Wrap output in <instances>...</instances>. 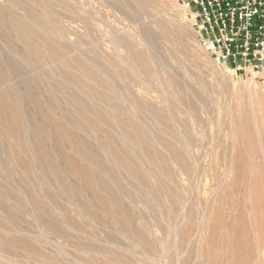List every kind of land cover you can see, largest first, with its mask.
<instances>
[{"label": "rangeland", "instance_id": "rangeland-1", "mask_svg": "<svg viewBox=\"0 0 264 264\" xmlns=\"http://www.w3.org/2000/svg\"><path fill=\"white\" fill-rule=\"evenodd\" d=\"M140 1L0 0V264H232L241 212L264 249L237 206L264 127L254 157L232 131L264 74L218 65L181 0Z\"/></svg>", "mask_w": 264, "mask_h": 264}, {"label": "built area", "instance_id": "built-area-1", "mask_svg": "<svg viewBox=\"0 0 264 264\" xmlns=\"http://www.w3.org/2000/svg\"><path fill=\"white\" fill-rule=\"evenodd\" d=\"M181 2L218 65L246 77L264 74V0Z\"/></svg>", "mask_w": 264, "mask_h": 264}, {"label": "bare ground", "instance_id": "bare-ground-1", "mask_svg": "<svg viewBox=\"0 0 264 264\" xmlns=\"http://www.w3.org/2000/svg\"><path fill=\"white\" fill-rule=\"evenodd\" d=\"M141 1H143V3H146L150 7H156V0ZM248 93L249 95L245 98L244 103L246 105V110L243 112L241 118H236L234 120L232 131L237 142L242 141V145L254 157L259 152L257 148L258 145L255 140L256 129L264 127V92L259 90ZM242 100H244V98ZM0 113L3 115V119H5V121L9 123V125L13 124V114L5 113L3 106L1 105ZM237 152L238 154L236 153V157L229 166V172L231 173L235 172V170L243 164L242 150L240 148H237ZM248 172L253 173L254 175H256L257 173V175L254 177L256 182H254L252 188L249 192H246L244 197L251 200L252 205L250 208H247L244 203H238L237 206L240 205L243 211L251 209L253 215L252 220L255 221L254 223L260 225V229H258V235L261 238L262 243L264 244V208L260 207L261 203L264 202V191L260 186L261 182L257 180L262 179L260 173L261 171L255 167H252ZM257 212H261L260 214H258L259 217H256ZM254 215L256 218H254ZM218 216L219 218H216V223L218 224V226L220 225L221 229H223L222 231L220 230L219 233L221 234V238L218 239L219 242L223 237V233H226V224L221 214H219ZM231 223V227H227V229L231 253L234 257V263L232 264H251V261L256 259L255 255L257 254L264 263V249L261 251H257L254 248L252 243V230L250 229V223L246 214L242 212L238 213L236 218ZM212 252L214 254L216 262H220L221 249L217 247Z\"/></svg>", "mask_w": 264, "mask_h": 264}]
</instances>
